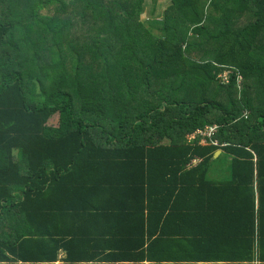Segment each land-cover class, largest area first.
<instances>
[{
	"label": "trees",
	"instance_id": "obj_1",
	"mask_svg": "<svg viewBox=\"0 0 264 264\" xmlns=\"http://www.w3.org/2000/svg\"><path fill=\"white\" fill-rule=\"evenodd\" d=\"M144 2L0 0V225L10 213L23 223L47 216L33 203L64 176L99 167L136 171L154 208L173 193L194 205L200 193L218 203L230 192L221 217L230 230L217 235L232 253L262 249L264 0H169L142 20ZM210 125L219 146L187 143ZM226 160L227 179L209 180Z\"/></svg>",
	"mask_w": 264,
	"mask_h": 264
},
{
	"label": "crops",
	"instance_id": "obj_2",
	"mask_svg": "<svg viewBox=\"0 0 264 264\" xmlns=\"http://www.w3.org/2000/svg\"><path fill=\"white\" fill-rule=\"evenodd\" d=\"M55 116L57 124L48 123L54 128ZM219 164L210 166L209 180L227 179L230 162ZM111 173L96 167L64 176L47 199L33 203L48 206L47 216L23 223L10 213L0 225V264H264V246L232 253L230 239L217 235L230 230L221 218H230L234 198L225 201L230 192L217 193L223 199L218 203L200 193L194 205L173 193L154 208L150 185L143 187L147 198L136 191V171L127 177ZM254 206L257 216V200Z\"/></svg>",
	"mask_w": 264,
	"mask_h": 264
},
{
	"label": "built area",
	"instance_id": "obj_3",
	"mask_svg": "<svg viewBox=\"0 0 264 264\" xmlns=\"http://www.w3.org/2000/svg\"><path fill=\"white\" fill-rule=\"evenodd\" d=\"M231 73L230 69H224L220 74H218L217 78L222 84L228 83V77ZM240 81V76L237 75V83ZM247 116V114H244ZM219 130V127L217 125H210L205 126L202 129L195 130L193 133L188 134L186 136L187 143L192 142H198L200 145H207L210 144L214 147L219 146L217 140H215V136L217 135V132ZM201 160L199 159H193L187 166L188 169L195 168L198 164H200Z\"/></svg>",
	"mask_w": 264,
	"mask_h": 264
},
{
	"label": "rangeland",
	"instance_id": "obj_4",
	"mask_svg": "<svg viewBox=\"0 0 264 264\" xmlns=\"http://www.w3.org/2000/svg\"><path fill=\"white\" fill-rule=\"evenodd\" d=\"M168 2L169 0H145L144 11L141 15V19L142 20L149 19V15L150 13H152V11L155 17H160V14L162 13L163 9L165 8ZM57 122H58V117L55 116L50 120L49 123L52 126V125H56ZM220 164H222V162ZM220 164L218 166H220ZM209 173L210 175H214V172H211L210 170Z\"/></svg>",
	"mask_w": 264,
	"mask_h": 264
},
{
	"label": "water",
	"instance_id": "obj_5",
	"mask_svg": "<svg viewBox=\"0 0 264 264\" xmlns=\"http://www.w3.org/2000/svg\"><path fill=\"white\" fill-rule=\"evenodd\" d=\"M218 154H220V152H219V151L215 152V153H214V155H213V157H212V160L216 159V158H217V156H218Z\"/></svg>",
	"mask_w": 264,
	"mask_h": 264
}]
</instances>
